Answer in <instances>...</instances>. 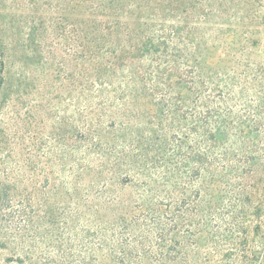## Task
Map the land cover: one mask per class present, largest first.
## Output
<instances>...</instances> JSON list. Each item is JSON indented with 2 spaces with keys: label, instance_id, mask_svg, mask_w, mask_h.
<instances>
[{
  "label": "trees",
  "instance_id": "1",
  "mask_svg": "<svg viewBox=\"0 0 264 264\" xmlns=\"http://www.w3.org/2000/svg\"><path fill=\"white\" fill-rule=\"evenodd\" d=\"M262 8L0 0V245L264 264Z\"/></svg>",
  "mask_w": 264,
  "mask_h": 264
},
{
  "label": "rangeland",
  "instance_id": "2",
  "mask_svg": "<svg viewBox=\"0 0 264 264\" xmlns=\"http://www.w3.org/2000/svg\"><path fill=\"white\" fill-rule=\"evenodd\" d=\"M262 11L264 14V8ZM262 40L264 42V35ZM58 51L61 54V51ZM61 243L62 241L55 237L41 243L35 251L31 249L25 251L14 244L0 245V264H81L77 242L60 248Z\"/></svg>",
  "mask_w": 264,
  "mask_h": 264
}]
</instances>
